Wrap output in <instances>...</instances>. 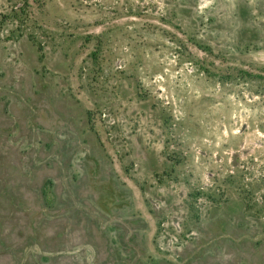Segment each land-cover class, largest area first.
I'll list each match as a JSON object with an SVG mask.
<instances>
[{"label":"rangeland","instance_id":"rangeland-1","mask_svg":"<svg viewBox=\"0 0 264 264\" xmlns=\"http://www.w3.org/2000/svg\"><path fill=\"white\" fill-rule=\"evenodd\" d=\"M0 264H264V0H0Z\"/></svg>","mask_w":264,"mask_h":264}]
</instances>
